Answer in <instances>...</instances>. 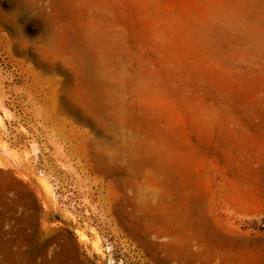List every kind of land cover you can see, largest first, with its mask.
Listing matches in <instances>:
<instances>
[{"label": "rangeland", "instance_id": "1", "mask_svg": "<svg viewBox=\"0 0 264 264\" xmlns=\"http://www.w3.org/2000/svg\"><path fill=\"white\" fill-rule=\"evenodd\" d=\"M0 264H264V0H0Z\"/></svg>", "mask_w": 264, "mask_h": 264}]
</instances>
